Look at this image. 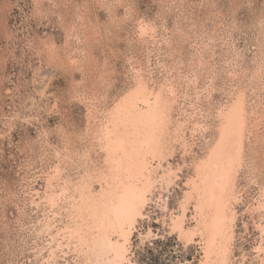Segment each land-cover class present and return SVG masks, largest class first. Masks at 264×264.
<instances>
[{
	"label": "rangeland",
	"instance_id": "obj_1",
	"mask_svg": "<svg viewBox=\"0 0 264 264\" xmlns=\"http://www.w3.org/2000/svg\"><path fill=\"white\" fill-rule=\"evenodd\" d=\"M141 22L156 27L155 46L140 37ZM199 49L208 71L197 64ZM141 67L153 99L168 96L167 80L176 85L174 119L179 110L192 112L193 105L202 110L200 120L211 129L197 138L188 130L189 144L196 145L185 156L190 161V155H208L220 127L218 109L236 103L237 88L245 89V119L252 104L264 117V0H0V264H41L34 251L38 245L47 248L49 236L38 231L50 208L33 204L32 193L40 194L34 198L41 203L58 165L62 173L52 181L55 189L65 179L79 180L93 166L83 158L87 148L89 162L103 167L94 130L138 93L133 69ZM195 73L197 85L191 81ZM258 135L251 145L248 134L244 139L238 183L248 197L237 209L234 254L247 264L259 239L246 210L260 194L258 185L264 186V123ZM180 148L171 159L182 165L171 208L193 174L192 165H183ZM254 175L256 185L250 182ZM151 209L152 216L160 213ZM188 249L196 264L197 246ZM75 257L70 253L68 263L60 258L58 264H78Z\"/></svg>",
	"mask_w": 264,
	"mask_h": 264
},
{
	"label": "bare ground",
	"instance_id": "obj_2",
	"mask_svg": "<svg viewBox=\"0 0 264 264\" xmlns=\"http://www.w3.org/2000/svg\"><path fill=\"white\" fill-rule=\"evenodd\" d=\"M138 30L141 38L150 39L151 46L157 44L156 27L141 22ZM149 48L147 52H150ZM203 51L199 49L197 64L208 71L205 66L209 62L203 58ZM133 70L138 93L132 92L119 108L106 115L105 121L95 126L96 146L105 156L103 167L89 162L92 154L87 148L83 158L87 159L88 166L91 163L93 166L88 167L79 180L65 179L55 189L52 181L59 180L62 173V165H58L55 178L48 181V191L40 197L41 203L34 198L40 194L32 193L33 204L41 208L43 203L50 208L38 231L40 236H49L48 245L47 248L38 245L35 257L41 259V264H58L60 258L68 263L67 257L72 253L78 264H135L131 255L133 237L141 220H152L151 208L157 207L160 212L157 215L162 218L160 223L167 227L168 234L178 239L183 249L197 246L200 257L196 264H247L245 257L237 262L234 254L237 209L248 197L247 189L240 191L238 183L245 166L244 139L248 134L250 145L252 140L258 141L264 123L262 113L252 108V104L247 112L249 118L245 119L246 94L240 86L236 89V103L218 109L216 115L220 118V127L208 155L201 158L190 155L188 161L189 149L196 145L189 144L188 130L197 138L205 136L211 129L200 120L202 110L193 105L192 112L179 110L180 118L174 119L180 95L176 85L167 80L171 83L164 89L168 96L159 95L153 99L148 95L142 73L145 69ZM195 77L191 81L197 85L199 76L195 73ZM256 106L259 108L258 104ZM93 111L91 115L96 119L97 112ZM207 115L210 118L209 113ZM177 145L181 147L183 165H192L193 174L181 187L182 195L176 196V206L171 208L170 194L179 186L182 169V165L176 167L171 162ZM256 178L254 175L250 179L251 184H258ZM258 186L260 194L255 202H249L246 210L259 233L250 264H264V186ZM244 226L248 223L244 222ZM166 236L157 235L152 229L147 234H140L143 243L150 238L151 241L166 239Z\"/></svg>",
	"mask_w": 264,
	"mask_h": 264
},
{
	"label": "built area",
	"instance_id": "obj_3",
	"mask_svg": "<svg viewBox=\"0 0 264 264\" xmlns=\"http://www.w3.org/2000/svg\"><path fill=\"white\" fill-rule=\"evenodd\" d=\"M172 203L173 199L170 201V206ZM154 213L156 214V212ZM155 214L152 216V220H141L133 237L135 240L132 242V250H134L131 255L134 256L133 260L135 261V264H193L197 261V259L195 260V252L190 255L185 253L186 250L189 249H183L180 251L181 247L178 239L165 231L167 227L162 226L160 223L162 218H159ZM156 216L160 220L154 218ZM143 224H147V229L146 226H143ZM150 229H152L157 235L160 233L161 235H167L166 239L159 238L151 241L150 238L147 243H143L140 238V234H147ZM197 253V257L199 258V250Z\"/></svg>",
	"mask_w": 264,
	"mask_h": 264
}]
</instances>
